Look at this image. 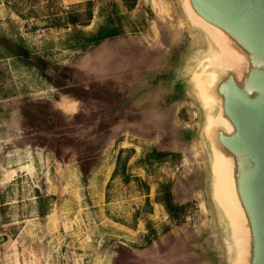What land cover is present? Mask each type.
<instances>
[{"label":"rangeland","instance_id":"obj_1","mask_svg":"<svg viewBox=\"0 0 264 264\" xmlns=\"http://www.w3.org/2000/svg\"><path fill=\"white\" fill-rule=\"evenodd\" d=\"M222 58L185 0H0V264H236Z\"/></svg>","mask_w":264,"mask_h":264},{"label":"water","instance_id":"obj_2","mask_svg":"<svg viewBox=\"0 0 264 264\" xmlns=\"http://www.w3.org/2000/svg\"><path fill=\"white\" fill-rule=\"evenodd\" d=\"M185 3L223 55L206 77L222 120L212 124L211 143L228 167L238 211L228 215L243 244L236 264H264V0Z\"/></svg>","mask_w":264,"mask_h":264},{"label":"bare ground","instance_id":"obj_3","mask_svg":"<svg viewBox=\"0 0 264 264\" xmlns=\"http://www.w3.org/2000/svg\"><path fill=\"white\" fill-rule=\"evenodd\" d=\"M193 18L196 23L197 22L199 23V21L195 17ZM211 76H212L211 74L208 75V77H210L211 82L207 83L205 86V89L210 96H211V89H212V82H213V80H211L212 79ZM221 122H222L221 119L214 122V127L216 128V124L221 123ZM215 128H214V131H215ZM227 168L228 167L225 161L223 160V158L218 157L217 158V178H218L217 195L227 215L229 214L238 215L237 207L235 205V201H234L231 187H230V182L228 180ZM238 244H239V250L240 249L242 250L243 249L242 239L238 240Z\"/></svg>","mask_w":264,"mask_h":264},{"label":"trees","instance_id":"obj_4","mask_svg":"<svg viewBox=\"0 0 264 264\" xmlns=\"http://www.w3.org/2000/svg\"><path fill=\"white\" fill-rule=\"evenodd\" d=\"M77 21H78L77 17L73 16L71 22L75 23ZM165 205H166L168 211H171V206L169 205V203H166Z\"/></svg>","mask_w":264,"mask_h":264},{"label":"crops","instance_id":"obj_5","mask_svg":"<svg viewBox=\"0 0 264 264\" xmlns=\"http://www.w3.org/2000/svg\"><path fill=\"white\" fill-rule=\"evenodd\" d=\"M69 108L72 109L73 107L70 106Z\"/></svg>","mask_w":264,"mask_h":264}]
</instances>
